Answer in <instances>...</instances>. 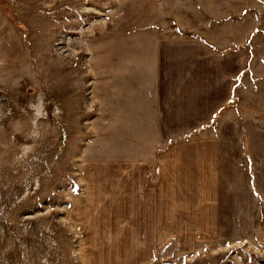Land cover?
I'll return each instance as SVG.
<instances>
[{"label": "rangeland", "instance_id": "rangeland-1", "mask_svg": "<svg viewBox=\"0 0 264 264\" xmlns=\"http://www.w3.org/2000/svg\"><path fill=\"white\" fill-rule=\"evenodd\" d=\"M206 1L0 0V264H264V197L259 225L186 228L195 242L172 225L175 215L192 224L193 205L167 210L164 242L133 251L141 223L117 201V164L170 148L154 142L162 51L177 53L181 83L187 43L198 59L232 53L234 119L245 141L264 139V64L255 59L264 58V0ZM228 110L173 144L209 138ZM138 196L146 200L145 187ZM211 205L202 199V214ZM218 206L228 222L236 216L237 205Z\"/></svg>", "mask_w": 264, "mask_h": 264}, {"label": "crops", "instance_id": "crops-1", "mask_svg": "<svg viewBox=\"0 0 264 264\" xmlns=\"http://www.w3.org/2000/svg\"><path fill=\"white\" fill-rule=\"evenodd\" d=\"M205 3L212 5L217 1L208 0ZM226 3L229 4L230 0ZM212 9L213 7L209 9L210 13L213 12ZM231 26L233 27V24H227V32ZM230 32L233 35V28ZM187 44L190 49L187 50L184 60L187 74L184 82L177 81L183 65L175 58L176 52L172 56L173 59H167L166 51H162L157 64L161 78L156 85L157 95H154L152 104L156 127L154 142L159 152L164 147L170 148L167 152L154 156L152 161L117 164V182L114 184L117 186V201L120 206L125 207V211L131 212V220L141 223L139 228L134 230L135 235L130 243L128 240L124 241L129 243L132 251L139 248L140 244L145 243L148 247L149 244L163 243L159 227L165 219V213L169 210L177 214V210L185 211L189 204L193 205V208L189 209L192 211L188 213V217L193 218V223L180 224L175 215V224H172L176 228L183 226L180 230L189 242L194 241V237L184 231L189 227L199 230L201 227L218 226L236 229L255 227L262 222L263 213L258 209L261 205L258 197H264V139L245 141L241 123L243 121L234 119L236 109L231 107L234 103V55L230 53L225 57L215 58L206 53L205 57L198 59L194 53L196 45ZM260 56L258 52L255 59L257 63L264 64V58ZM251 62H244L242 67L252 70ZM252 74L251 72V78ZM225 106L229 108L228 112L222 115L225 122L220 126L211 127L209 138H200L201 131L206 130L207 125L211 126L215 116ZM248 122L254 125L253 127L261 124L260 119ZM197 132L200 134L199 138L173 144L175 139L191 134L196 136ZM152 173L157 175L156 184L148 182ZM143 187L146 190V200L138 198ZM234 196L241 197V200L234 202ZM222 197L230 199L225 201ZM202 199L212 204L206 214H202L203 208L199 207ZM172 202L178 203L179 206L169 208ZM219 204L229 207L237 205L233 220L228 222L226 214H218L221 210L217 207ZM225 232L226 230H223V233ZM209 233L212 234V231ZM168 235H172L171 231H168L166 236Z\"/></svg>", "mask_w": 264, "mask_h": 264}]
</instances>
